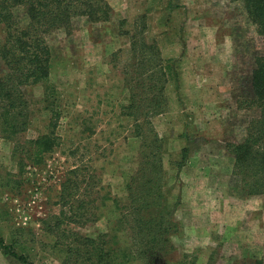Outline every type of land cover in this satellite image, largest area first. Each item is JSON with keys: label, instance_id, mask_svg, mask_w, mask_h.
<instances>
[{"label": "rangeland", "instance_id": "374dc122", "mask_svg": "<svg viewBox=\"0 0 264 264\" xmlns=\"http://www.w3.org/2000/svg\"><path fill=\"white\" fill-rule=\"evenodd\" d=\"M106 2L108 21L43 33L48 72L36 83L7 82L0 54V239L31 264H264V195L241 190L227 150L258 114L242 102L264 46L242 3ZM10 12L20 36L25 8ZM6 37L0 23V48ZM144 53L149 70L171 62L178 77L142 96ZM151 99H165L164 112L146 115ZM150 129L163 139V208L176 205L179 232L174 251L142 247L143 259L130 196L142 197L139 135ZM0 264L22 263L0 249Z\"/></svg>", "mask_w": 264, "mask_h": 264}, {"label": "trees", "instance_id": "16d2710c", "mask_svg": "<svg viewBox=\"0 0 264 264\" xmlns=\"http://www.w3.org/2000/svg\"><path fill=\"white\" fill-rule=\"evenodd\" d=\"M230 1L242 3L247 18L255 26L264 46V0ZM17 5L25 8L29 23L20 29V36L17 34L12 36V31L16 29L10 21L12 18L10 9ZM111 13V7L106 0H0V23L5 24L7 31L5 44L0 48V54L11 71L7 82L15 87V84L36 83L46 77L48 50L43 47V33L59 28L68 32L72 27V21L80 17L86 18L92 24L105 22L109 20ZM142 43L145 44L144 41ZM148 46L150 45H146L144 50L153 49ZM154 52V60H159L156 55L158 52L156 50ZM140 57L139 68L148 67L147 72H149V74L144 73L141 78L142 96L153 89L163 90L162 87L168 82V76L173 79L178 77L173 63L170 62L164 66L156 62L153 69L149 70L150 65L147 61H153L151 57L146 53ZM165 67L171 70L167 75L164 73ZM151 71L153 74L150 73ZM2 88L0 84V90ZM245 88L247 89L242 106L256 109L258 114L249 120L242 140L229 144L227 150L233 159L232 174L239 178L241 190L246 196L264 195V50L262 54L255 57L254 67L246 79ZM165 104V99L162 102L151 99L143 105V108L145 114L150 116L164 112ZM129 108L135 109L133 114L141 110L140 106ZM14 132L16 130H11V133ZM139 136L141 137L140 154L144 159L141 181L138 184L142 197L139 200L133 199L134 204H132L130 196L132 207L130 210L133 222L136 224L133 231V246L136 248L137 256L143 258L142 247L147 248V251L155 250V253L161 255L174 251L171 238L179 232V223L174 220V217L172 218L176 209L175 204L170 203L167 209L163 208L161 175L164 172L160 153L157 152L163 139L151 129L149 135ZM151 149L153 150L147 153ZM188 150V147L181 149L180 160L175 164L177 169L182 165ZM143 214L148 217L144 218ZM90 242L92 243L91 240ZM0 249L22 264H31L2 239H0ZM254 264L262 263L255 261Z\"/></svg>", "mask_w": 264, "mask_h": 264}]
</instances>
